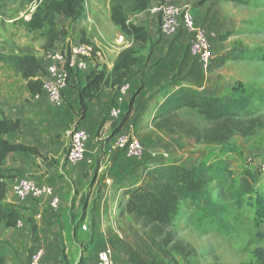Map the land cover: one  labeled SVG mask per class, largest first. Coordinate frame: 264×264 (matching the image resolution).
Here are the masks:
<instances>
[{
	"label": "rangeland",
	"instance_id": "obj_1",
	"mask_svg": "<svg viewBox=\"0 0 264 264\" xmlns=\"http://www.w3.org/2000/svg\"><path fill=\"white\" fill-rule=\"evenodd\" d=\"M43 1L0 0V72L19 76V67L6 56L17 48L32 55L33 45H42L49 37L47 26L33 31L25 18ZM89 1L85 0L80 17L71 18L70 30L74 26L86 33L82 42H91L94 36L102 39L103 34L106 63L100 65L109 82L90 92L87 102H95L85 113L74 112L75 100L70 97H64L61 107L46 98L41 103L29 98L26 102L35 113L29 124L44 127L58 149L68 150L67 131L85 128L90 135L87 155L93 162L61 165L57 160H32L21 163L24 172L3 163L0 177L7 184L3 201L19 211L16 225L0 228V240L9 243L6 264H30L40 247L43 264H99V253L107 245L115 264H134L139 258L164 264H260L254 251L264 249V216L255 206L256 195L264 194V0H177L208 31L216 55L213 63L222 59L218 66L205 69L189 53L187 32L166 37L159 29L155 38L130 47L136 59L130 68L115 72L117 59L127 48L117 42L121 34L129 36L124 23L142 24L154 2L140 11L127 3L122 9L125 20L119 25L112 20V0ZM70 30L65 29L64 35ZM87 31L93 32L90 38ZM108 62L113 63L111 68ZM125 83L130 90L122 113H128L133 97L141 109L133 108L120 121L111 109ZM74 86L79 93L81 84ZM182 87L224 99L234 94L238 118L205 117L188 108L173 112L171 96ZM167 109L170 120L157 118ZM122 134L140 139L141 158L111 156L112 145ZM147 165L208 168L224 177L225 184L208 183L205 202L199 205L181 203L173 226L147 225L134 215H121L127 197L119 191L122 183L133 186L146 180ZM64 172L75 173L68 184ZM134 173L144 174L143 179ZM20 177L54 185L61 198L59 208H52L49 197L17 199L13 187ZM63 183L73 184L75 192H65ZM207 202L221 209L212 210ZM32 220L39 224L38 241Z\"/></svg>",
	"mask_w": 264,
	"mask_h": 264
},
{
	"label": "trees",
	"instance_id": "obj_2",
	"mask_svg": "<svg viewBox=\"0 0 264 264\" xmlns=\"http://www.w3.org/2000/svg\"><path fill=\"white\" fill-rule=\"evenodd\" d=\"M112 1L114 3L112 7V20L120 25L125 20L122 15V9L127 3H130L129 5H131L132 9L140 11L147 8L152 0ZM84 3L85 0H44V5L38 7L32 19L27 24L31 29L46 28L47 26L49 39L53 42L59 34L55 30V13H64L67 17L76 19L80 17L84 9ZM124 27L129 36L138 38L143 42H145V40L147 41L148 35L143 26L124 23ZM132 52L133 49L127 47L120 53L115 64L114 72L122 68H130L136 62V59L131 55ZM6 58H9L11 62L15 63L26 78H32L36 76L40 70L42 71V63L40 66L37 59L32 55H25L23 57L7 55ZM221 61L222 59H217L213 63L214 65H212L218 66ZM73 73L76 72H71V75ZM108 82L109 79H105V74L101 71H94L89 75L86 86L79 91L81 110L87 107L86 101L91 97L90 92H93L98 87L100 88L102 84L105 86ZM29 85L33 92H41V84L39 81L30 80ZM171 103L173 112L188 108L205 117L224 119L230 116L238 118V115H236L237 112L233 111L238 103V99L234 97V94L224 99L204 95L201 91L193 87H182L180 91L172 94ZM133 108H135L136 111L141 109L140 104L136 105L135 97H133L129 103L128 113L125 115L121 113L119 116L120 121H125ZM171 116L172 113L167 109L159 113L157 118L170 120ZM18 127V122L6 118L0 119V173H2L1 166L10 153L29 154L35 151L32 147L21 143H12L4 138L5 134L15 131ZM119 153L127 156L124 150H114L111 152V156L116 157ZM144 171L149 173V177L146 180L143 179L144 174L137 175L134 173V175H137V179L142 178L143 180H138L133 186L122 183L119 187V191L124 192L127 197L124 202V207L121 209V215H134L143 219L147 225H157L160 228L174 225L181 203L191 202L193 205H199L205 202L203 196L207 190L206 185L208 183L217 182L218 184H225L224 177L208 168H200L197 166L188 167L184 165H175L169 167H153L152 165H147ZM6 189L7 184L4 179L0 177V228L4 224L8 226L16 225L17 218L19 217V211H16V209L3 201ZM207 204L212 210L218 211L221 209V207L215 203L207 202ZM255 206L257 213L264 216V194L256 195ZM31 227L33 237L38 241L40 239L39 224L37 221L32 220ZM8 246L9 243L0 240V264H6L10 257ZM254 255L259 259L260 264H264V249L257 248L254 251ZM134 264L164 263H159L154 259L148 262L146 259L139 258L138 260H134Z\"/></svg>",
	"mask_w": 264,
	"mask_h": 264
},
{
	"label": "built area",
	"instance_id": "obj_3",
	"mask_svg": "<svg viewBox=\"0 0 264 264\" xmlns=\"http://www.w3.org/2000/svg\"><path fill=\"white\" fill-rule=\"evenodd\" d=\"M150 12L157 16L160 30L166 37L176 36L182 31L189 35V53L195 57L205 69L213 64L216 55L208 31L198 24L191 10L181 7L176 0H156L150 6ZM95 37L91 42H76L68 40L63 43L56 42L42 59L41 92L38 97L44 96L50 104L61 107L64 103V92L69 86L71 72H81L90 66L106 63L104 50V36ZM118 44L131 47L133 36L121 34ZM130 90V84L125 83L119 89L116 105L111 109V115L118 118L121 105ZM89 133L83 127H75L71 132L70 146L67 150L66 161L69 164H79L84 161L92 163L87 155ZM114 150H124L129 158H141L144 154L143 144L132 134H122L116 137L112 145ZM14 195L20 201L49 197L52 208L58 209L61 203L60 196L54 186L49 183H39L29 177H20L13 187ZM22 221H19L21 227ZM44 248L40 247L32 254L30 264H43ZM99 264H115L111 247L99 253Z\"/></svg>",
	"mask_w": 264,
	"mask_h": 264
},
{
	"label": "crops",
	"instance_id": "obj_4",
	"mask_svg": "<svg viewBox=\"0 0 264 264\" xmlns=\"http://www.w3.org/2000/svg\"><path fill=\"white\" fill-rule=\"evenodd\" d=\"M155 1L156 0H153L152 2ZM148 11H147L148 13L144 14L147 15L142 24H137V23L134 24L137 26H143L147 32L148 40H150V38H155V35L159 32L160 26L158 24L159 20L157 16L152 14L150 12V9H148ZM35 12L36 10L31 12V14L25 17L27 23L32 19L33 14ZM70 21L71 18L67 17L64 13H55V17H54L55 30L57 33H59L56 39L52 42L47 36L48 38L44 39L42 45H35V44L33 45L35 50L31 49L33 51L31 54L37 59V62L40 64V66L45 53L52 47V45H54V43L58 41H63V39L65 38H67L66 41L68 40H72L76 42L82 41L86 33L84 32L82 33L78 29H75L74 26L71 27L72 30L71 31ZM38 29L39 28L32 30L35 31ZM65 29L70 30L71 32L67 36L64 35ZM89 30H91L90 27ZM91 34H93V32L91 33V31H87V35L89 38L91 37ZM95 37L96 36H94L93 38ZM141 43L143 44L142 40L138 38H134V43L132 46ZM27 52L28 51H25V49L17 48L15 49V54H11V55H17L23 57L29 54ZM107 66L111 68V66H113V63L111 64L110 62H108ZM103 68L104 66H101L99 64L96 67L90 66L85 71L76 72L71 75L69 86L65 91L68 94L65 93L64 97H67V99L68 97H70V99L75 100L73 104L74 107L76 108L74 109L75 113L81 110V103H80L79 95H77L78 90L74 85L81 84L83 88L84 86H86L88 82L89 75L94 71H101L103 70ZM41 74L42 71L37 73V75L32 78H26L23 76L22 73H20L18 76L15 75V73L13 74L11 72H0V119L6 118L8 120H12L14 122L19 123V127L15 131L5 134L4 138L12 143H21L27 145L29 147L34 148L35 150L30 152L29 154H20L15 152L10 153L4 162V164H6L4 165V167H7V165L8 166L11 165L13 166V168L21 169L23 171V169L21 168V163L33 162L32 160H35L37 162L57 160L59 161V163H62L61 165H64L65 163L67 164L66 161L67 150L64 151L63 149H58L57 146L54 144V140L51 139L47 131L43 130L44 127L41 126L40 129H38L37 126L29 124L28 118L34 117L35 113H33V111L30 109V104L27 103L26 100L29 98L33 102L41 103L42 100L45 99L44 96L38 97L39 92L37 93L33 92L31 86L29 85V81L33 80V81H39L41 83ZM90 99L91 98H88L87 101H89ZM87 101H86L87 107L91 106V103L95 102V101H91V103L88 104ZM87 107L83 110L84 113ZM66 134H68V136H71L70 131H67ZM64 174L67 179L65 182L66 184H68V181L71 182L73 175H75V173L71 175L70 173H65V172ZM54 188L56 187L54 186ZM62 189L65 192H67V190L68 191L70 190V192H75L76 187L73 184H70V185H65V187H63Z\"/></svg>",
	"mask_w": 264,
	"mask_h": 264
}]
</instances>
